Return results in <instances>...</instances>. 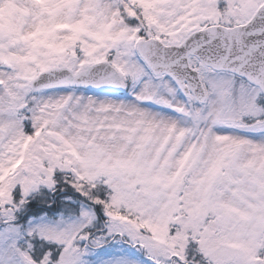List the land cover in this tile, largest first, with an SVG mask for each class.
<instances>
[{
    "label": "snow or ice",
    "instance_id": "snow-or-ice-1",
    "mask_svg": "<svg viewBox=\"0 0 264 264\" xmlns=\"http://www.w3.org/2000/svg\"><path fill=\"white\" fill-rule=\"evenodd\" d=\"M0 264H264V0H0Z\"/></svg>",
    "mask_w": 264,
    "mask_h": 264
}]
</instances>
